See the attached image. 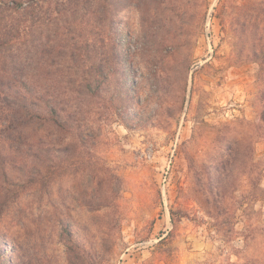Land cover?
Listing matches in <instances>:
<instances>
[{"label":"rangeland","instance_id":"obj_1","mask_svg":"<svg viewBox=\"0 0 264 264\" xmlns=\"http://www.w3.org/2000/svg\"><path fill=\"white\" fill-rule=\"evenodd\" d=\"M90 8L97 50L70 65L45 29L37 64L85 142L32 125L69 155L33 182L26 132H0V264H264V0ZM22 19L0 4L1 33Z\"/></svg>","mask_w":264,"mask_h":264},{"label":"trees","instance_id":"obj_2","mask_svg":"<svg viewBox=\"0 0 264 264\" xmlns=\"http://www.w3.org/2000/svg\"><path fill=\"white\" fill-rule=\"evenodd\" d=\"M94 0H0V4L6 5L10 10L17 11L22 15V24H6L7 33H1L0 28V52L10 51L12 60L4 79H0V132H7L4 144L13 141L10 134L20 138L26 132V146L33 150V161L36 170L27 174L28 179L38 182L42 176L41 165L49 164L58 158V154L65 155L68 160L66 149L56 147L52 139L43 142L32 125L45 123L80 143L85 142L83 134V122L77 116L78 110L71 106H63L54 100L42 103V94L39 83L38 55L42 47L43 33L48 40L61 39L57 46L66 50L69 56V64L79 67L78 60L85 57L95 48L92 38L82 34L84 18L87 17L91 2ZM84 32V31H83ZM63 43V44H62ZM51 48L52 45L49 44ZM18 49L16 52L15 50ZM13 50L16 53H13ZM117 55L116 50L113 51ZM264 53V49L262 50ZM262 55V54H259ZM84 75L81 76L85 80ZM49 97L52 98L51 94ZM9 139V140H8ZM39 164V166H37ZM37 178V179H36ZM36 179V181H35Z\"/></svg>","mask_w":264,"mask_h":264}]
</instances>
